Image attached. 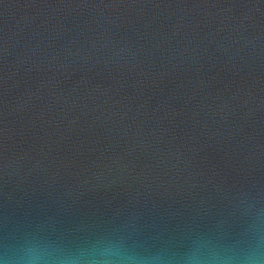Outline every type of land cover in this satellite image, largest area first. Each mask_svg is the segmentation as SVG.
Listing matches in <instances>:
<instances>
[{
    "label": "water",
    "instance_id": "water-1",
    "mask_svg": "<svg viewBox=\"0 0 264 264\" xmlns=\"http://www.w3.org/2000/svg\"><path fill=\"white\" fill-rule=\"evenodd\" d=\"M0 264H264V0H0Z\"/></svg>",
    "mask_w": 264,
    "mask_h": 264
}]
</instances>
